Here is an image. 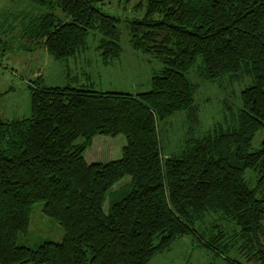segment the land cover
I'll return each instance as SVG.
<instances>
[{"label":"trees","instance_id":"1","mask_svg":"<svg viewBox=\"0 0 264 264\" xmlns=\"http://www.w3.org/2000/svg\"><path fill=\"white\" fill-rule=\"evenodd\" d=\"M32 1L49 10L34 38L54 57L78 56L92 33L101 35L106 63L121 56L122 20L98 5L103 0ZM135 10L144 15L127 22L130 44L162 64L151 90L31 83L30 117H0V264H149L187 235L220 255L240 240L248 264H264V140L248 150L264 127V0H145ZM199 57L207 79L238 78L244 70L254 83L241 93L238 126L216 125L188 138L180 155L164 156L159 122L180 111L197 121L199 84L187 73ZM99 135L125 136L120 159L86 160ZM249 170L259 174L254 187ZM128 176L129 185L113 190ZM39 202L64 239L32 249L18 240ZM213 213L236 223V236L219 229L206 240L196 219Z\"/></svg>","mask_w":264,"mask_h":264},{"label":"rangeland","instance_id":"2","mask_svg":"<svg viewBox=\"0 0 264 264\" xmlns=\"http://www.w3.org/2000/svg\"><path fill=\"white\" fill-rule=\"evenodd\" d=\"M140 1L145 0L98 2L107 13L122 20L118 24L122 32L121 56L106 63L98 50L101 35L92 33L87 39L86 49H82L78 56L56 58L49 53L44 39L34 38L37 22L49 12L48 8L32 0H0V117L7 120L30 117L31 83L35 86H73L132 94L151 90L153 74L161 69L162 64L152 55L134 50L127 33L128 20L140 19L144 15V11L135 10ZM55 12L64 17L60 9ZM204 70L205 63L199 57L187 73L190 82L199 84L196 94L197 121L191 120L187 111H180L159 122L164 156L180 155L188 138H200L216 125L228 129L239 124L241 93L253 85V76L243 70L238 78L227 75L211 80L205 78ZM263 140L264 127L256 132L248 150L260 149ZM83 141L84 137H80L76 143ZM125 145L124 135H99L86 151L85 158L91 163L117 160L122 157ZM246 176L249 185L254 187L259 174L249 170ZM130 183L131 177L128 176L113 190ZM114 199L115 195L108 198L104 205L106 211ZM195 227L206 240L215 236L219 229L225 230L227 236H236L240 229L236 223L225 220L217 213L197 218ZM63 239V227L45 212V202H39L34 206L29 232L20 235L18 244L37 249L44 242H62ZM237 241L228 250L222 247L224 255H220L195 235H187L175 239L167 249L156 253L149 264H248L246 253L238 251L242 241Z\"/></svg>","mask_w":264,"mask_h":264},{"label":"crops","instance_id":"3","mask_svg":"<svg viewBox=\"0 0 264 264\" xmlns=\"http://www.w3.org/2000/svg\"><path fill=\"white\" fill-rule=\"evenodd\" d=\"M89 163H91V162H89Z\"/></svg>","mask_w":264,"mask_h":264}]
</instances>
